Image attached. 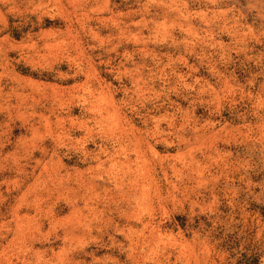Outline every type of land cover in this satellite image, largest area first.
Wrapping results in <instances>:
<instances>
[{"label": "rangeland", "instance_id": "rangeland-1", "mask_svg": "<svg viewBox=\"0 0 264 264\" xmlns=\"http://www.w3.org/2000/svg\"><path fill=\"white\" fill-rule=\"evenodd\" d=\"M0 264H264V0H0Z\"/></svg>", "mask_w": 264, "mask_h": 264}]
</instances>
